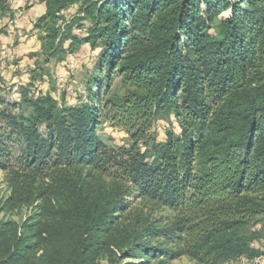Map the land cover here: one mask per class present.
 Here are the masks:
<instances>
[{
  "label": "trees",
  "instance_id": "1",
  "mask_svg": "<svg viewBox=\"0 0 264 264\" xmlns=\"http://www.w3.org/2000/svg\"><path fill=\"white\" fill-rule=\"evenodd\" d=\"M42 1L33 29L44 63L65 41L97 56L87 102L30 95L38 66L19 112L0 109L10 190L0 202V264L264 256L251 232L264 220V0ZM73 5L77 15L63 19ZM115 76L122 96L110 93ZM164 119L171 127L160 141L151 129ZM103 122L129 144L107 146ZM134 195L150 209L130 211ZM23 209L22 221L6 218Z\"/></svg>",
  "mask_w": 264,
  "mask_h": 264
},
{
  "label": "rangeland",
  "instance_id": "2",
  "mask_svg": "<svg viewBox=\"0 0 264 264\" xmlns=\"http://www.w3.org/2000/svg\"><path fill=\"white\" fill-rule=\"evenodd\" d=\"M36 0H7V11L0 13V98L8 104L7 111L17 114L19 110L15 105L19 103V91L28 85L32 71H38V66L42 70L40 78L37 76L30 89V95H36L39 92H49L58 102H64L66 105H80L87 102L86 86L87 80L93 74L96 62L97 51L91 50L89 46H82L74 51L69 50L71 41H65L61 55L50 58L44 63V57L41 53L40 43L33 29L35 20H30V8L38 11L39 5H32ZM78 6L73 5L61 15L63 19L69 20L77 15ZM82 16V15H81ZM83 27L88 25V21H83ZM85 31L77 30L76 34L84 35ZM39 73V72H37ZM36 73V74H37ZM95 89V88H93ZM125 87L118 76L113 77V85L110 89L111 94L118 96L124 95ZM174 125V124H173ZM175 126V125H174ZM2 124H0V128ZM171 127L167 120L156 122L151 131L158 135L161 141L164 139V132ZM99 138L109 147L127 146L129 144L128 136L123 129L115 128L109 122H103L97 128ZM112 173L114 171H111ZM108 173L104 178L108 180ZM6 173L0 171V202L8 197L9 187L6 182ZM109 181V180H108ZM130 188V186H127ZM135 193V191H133ZM130 211L135 209L145 211L150 209L151 204L137 195L130 198ZM27 210L23 209L18 214L10 212L6 218L20 222L26 215ZM162 210L156 211V215H161ZM3 214L0 215V218ZM257 233V239L254 246L264 252V220H261L256 226L251 228V232ZM164 264H198L187 256H181L175 259L162 258ZM101 264H106L102 261ZM228 264H264V256L248 261L240 259Z\"/></svg>",
  "mask_w": 264,
  "mask_h": 264
},
{
  "label": "crops",
  "instance_id": "3",
  "mask_svg": "<svg viewBox=\"0 0 264 264\" xmlns=\"http://www.w3.org/2000/svg\"><path fill=\"white\" fill-rule=\"evenodd\" d=\"M35 2L36 3H34L32 5H39L38 6V11L37 10L35 11L34 8H30L31 10H29L30 13L28 14L30 20H28V21L37 19L38 17L42 16L44 14V12H45V6H44L45 4H44V2L42 0H36Z\"/></svg>",
  "mask_w": 264,
  "mask_h": 264
}]
</instances>
